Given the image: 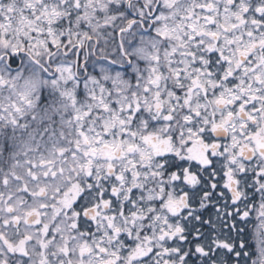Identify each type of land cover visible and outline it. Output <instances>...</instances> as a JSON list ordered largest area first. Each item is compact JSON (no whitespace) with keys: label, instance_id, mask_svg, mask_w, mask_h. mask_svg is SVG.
I'll return each instance as SVG.
<instances>
[{"label":"snow or ice","instance_id":"6c2138e0","mask_svg":"<svg viewBox=\"0 0 264 264\" xmlns=\"http://www.w3.org/2000/svg\"><path fill=\"white\" fill-rule=\"evenodd\" d=\"M0 264H264V0H0Z\"/></svg>","mask_w":264,"mask_h":264}]
</instances>
